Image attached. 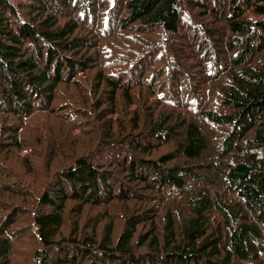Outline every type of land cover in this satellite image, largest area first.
I'll use <instances>...</instances> for the list:
<instances>
[{
    "label": "trees",
    "instance_id": "16d2710c",
    "mask_svg": "<svg viewBox=\"0 0 264 264\" xmlns=\"http://www.w3.org/2000/svg\"><path fill=\"white\" fill-rule=\"evenodd\" d=\"M0 264H264V0H0Z\"/></svg>",
    "mask_w": 264,
    "mask_h": 264
},
{
    "label": "bare ground",
    "instance_id": "6f19581e",
    "mask_svg": "<svg viewBox=\"0 0 264 264\" xmlns=\"http://www.w3.org/2000/svg\"><path fill=\"white\" fill-rule=\"evenodd\" d=\"M130 67V66H129ZM118 69V68H117ZM121 69V68H120ZM126 69V68H125ZM133 70V69H132ZM163 71V70H162ZM116 72H117V70H116ZM124 74V73H123ZM145 75V74H144ZM155 76V75H154ZM146 81V80H145ZM129 82V81H128ZM153 83V82H152Z\"/></svg>",
    "mask_w": 264,
    "mask_h": 264
}]
</instances>
